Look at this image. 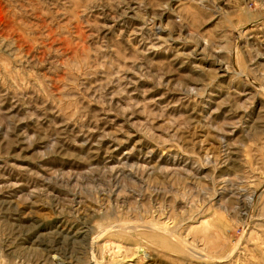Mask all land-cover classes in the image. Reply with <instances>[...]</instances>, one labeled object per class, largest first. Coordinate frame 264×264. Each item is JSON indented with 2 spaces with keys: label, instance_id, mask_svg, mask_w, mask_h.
<instances>
[{
  "label": "rangeland",
  "instance_id": "obj_1",
  "mask_svg": "<svg viewBox=\"0 0 264 264\" xmlns=\"http://www.w3.org/2000/svg\"><path fill=\"white\" fill-rule=\"evenodd\" d=\"M0 264H264V0H0Z\"/></svg>",
  "mask_w": 264,
  "mask_h": 264
}]
</instances>
